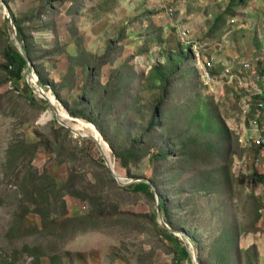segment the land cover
<instances>
[{
	"label": "rangeland",
	"instance_id": "1",
	"mask_svg": "<svg viewBox=\"0 0 264 264\" xmlns=\"http://www.w3.org/2000/svg\"><path fill=\"white\" fill-rule=\"evenodd\" d=\"M9 6L23 20L35 73L25 70L17 89L3 69L5 47L19 45L0 2V264H174L154 225L156 197L125 188L153 178L167 229L192 264H264V183L256 179L264 178V151L246 141L256 134L243 112L247 93L205 83L206 72L222 78L242 60L264 64V0ZM35 77L71 117L100 127L103 134L89 122L120 180L89 134L60 124L49 101L38 103L28 83ZM255 113L264 126V110ZM136 139L141 155L123 167L117 154ZM159 152L168 156L156 159Z\"/></svg>",
	"mask_w": 264,
	"mask_h": 264
},
{
	"label": "trees",
	"instance_id": "2",
	"mask_svg": "<svg viewBox=\"0 0 264 264\" xmlns=\"http://www.w3.org/2000/svg\"><path fill=\"white\" fill-rule=\"evenodd\" d=\"M60 1H67V0H60ZM3 2L8 6L9 11H10V15H11V19L16 27V31H17V36L27 54V56L29 57V59L33 62L34 61V57H33V50L31 48V45L28 41V38L26 36V33L24 31V27L23 25V20L17 18L15 16V14L13 13V11L11 10L10 6H9V0H3ZM6 22H8V20H6ZM9 29V28H8ZM188 46V45H187ZM4 57H5V64L3 65V69L7 72V75L10 78V81L13 83V85L18 89L20 83H24L25 84V77H24V71L25 70H29V65H28V61L26 60V58L21 54L20 50L16 47L13 46L12 44H9L5 47L4 49ZM34 63V62H33ZM173 73H171V75H173ZM197 74L199 77L200 73L197 71ZM159 79H161V81L167 80L168 79V75H164V74H159L157 76ZM35 81V79L33 80ZM39 84L42 88H44L45 90H47V88L49 87V89L51 90L50 86H48V84L46 83V81L40 77L39 78ZM32 84H34L32 82ZM28 85V84H27ZM29 86V85H28ZM30 88V87H29ZM48 98L50 99L51 103L58 109L59 111V116L62 120L67 121L64 115V112L62 110V108H60L58 105H56L52 100H56L52 94L50 93H46ZM33 102H35V99H32ZM38 103L41 106H45L47 108H50V104L42 99H37ZM57 101V100H56ZM158 107H156V110L153 111L152 116L150 118V122L148 125V130H151L153 128H155L156 125V120H157V116H158ZM263 111V110H262ZM52 114V113H51ZM68 114V113H67ZM53 115V114H52ZM71 115L74 117H78V118H83L85 120H88L89 122L93 123L94 125H96L97 129L100 131L101 134L102 131L100 130V127L94 122L92 121L89 117L85 116V115H76V113L71 112ZM71 122H75V124H73L78 132H82L83 134L85 133V135L89 132H98V130L95 128V126H93V124L89 123V122H85L83 120L80 119H75L73 117H71L68 114ZM252 119H258V121L261 123L263 118H260L258 116V114H250ZM262 124V123H261ZM97 141L100 142V139L98 137ZM142 142V140L140 139H136L134 140V145L132 146V148L126 153L123 154H117L118 157L121 159L122 161V165L123 167H127L129 164V159H136L138 157H140V153L139 150L140 148H138L139 144ZM101 144V142H100ZM33 148H35V144H32ZM102 145V144H101ZM251 147H253L254 149H258L262 152L261 148L255 147L254 145H252ZM35 152V151H34ZM103 152L105 153V150L103 149ZM143 156V155H142ZM168 156L167 153L165 152H159L158 154H154V157L156 159H165ZM18 159L20 160V156H18ZM111 162V161H110ZM111 165L114 167L113 163L111 162ZM256 179L258 182L260 183H264V178L260 177L259 175H256ZM156 179H149V183H146L144 181L141 182H135V183H131L127 186H125V188L128 191H132L135 193H142L147 195L148 197H150L151 199H155L156 194H158L159 199H160V207H161V212L163 214L164 220L165 222L171 226V221H170V214H169V209L167 208V203L163 197V194L161 193L160 189H159V184L156 182ZM152 187L155 188L156 193L152 190ZM35 190H38V188H34ZM40 191V190H39ZM34 193V192H33ZM32 193V194H33ZM34 199V197L32 198ZM0 202L2 203V199L0 198ZM154 225L156 227V229L159 232V235L161 237V239L163 241H170L172 248L175 250V257H174V264H184L185 262L188 264H192L191 262V254L190 252L187 250L186 247H184V244L182 242V240H180L178 237H176L174 234H172L167 228L161 226L158 222H157V217L155 215L154 217ZM81 231V230H79ZM193 243H195V241L193 240Z\"/></svg>",
	"mask_w": 264,
	"mask_h": 264
},
{
	"label": "built area",
	"instance_id": "3",
	"mask_svg": "<svg viewBox=\"0 0 264 264\" xmlns=\"http://www.w3.org/2000/svg\"><path fill=\"white\" fill-rule=\"evenodd\" d=\"M208 64L211 63L208 62ZM246 75H250L251 77L246 80V77H244ZM32 82L34 84H32ZM206 82L209 86H212V84L215 85V83H231L230 85L236 84L245 89L247 94L246 100L243 102V112L246 114L249 121H251L249 128L250 132H256V134H251L247 139L246 136L244 138L251 146L254 145L264 151V126L260 124L258 119H252L250 116L252 111H255L256 108L257 111L264 110V64H253L252 62L242 60L227 66L225 68V73L222 74V78H216L211 71L206 72L205 83ZM28 83L35 93H38L37 77L35 81L29 80Z\"/></svg>",
	"mask_w": 264,
	"mask_h": 264
},
{
	"label": "water",
	"instance_id": "4",
	"mask_svg": "<svg viewBox=\"0 0 264 264\" xmlns=\"http://www.w3.org/2000/svg\"><path fill=\"white\" fill-rule=\"evenodd\" d=\"M0 2H1V4L4 6L5 11L8 12V19L10 20L11 31H12V33H13V35H14V37H15V39H16L18 45H19V50H20L21 54H22V55L26 58V60L28 61L29 69H31V70L35 73V71L33 70L32 62H31V60L29 59V57L27 56V54H26V52H25V50H24V48H23V46H22V44H21V42H20V40H19V38H18V36H17L16 27H15V25H14L12 19H11V15H10L9 8H8V6L3 2V0H0ZM31 67H32V68H31ZM35 79H36V77H35ZM38 81H39V78L37 77V84H38L37 92L40 94V96H42L41 99H44V100L49 101L50 104H51V106H52V108H53V111H54V113H55V115H56V118H57L58 122H60V124H62V125L65 126V127H69L68 124H67L64 120H62V119L60 118L58 109H57V108L51 103V101H50V99L48 98L46 92H45V91L43 90V88L40 86V84H39ZM93 126H94V125H93ZM69 128H71V130H72L74 133L76 132V134H78L77 131H76L75 129H73L72 127H69ZM98 134H99V132H98ZM99 135H100V134H99ZM84 137H88V135H85ZM89 137H91L92 139H94V140L97 142L98 148L101 150L102 154H104V152H103V148H102L100 142L97 141V138H95V137H93V136H89ZM108 166H109V168H110L112 174L115 175L116 178H118V179L120 180L121 177L117 176V175L112 171L111 166H110L109 163H108ZM144 182L149 183V181H144ZM152 190L156 193V190H155L154 187H152ZM156 207H157L158 217H159V219H160L159 224H160L161 226L165 227V228H168V225H167V223L165 222L164 217H163V214H162V212H161L160 199H159V197H158L157 195H156ZM171 232H172V234L176 233L175 230H171Z\"/></svg>",
	"mask_w": 264,
	"mask_h": 264
},
{
	"label": "bare ground",
	"instance_id": "5",
	"mask_svg": "<svg viewBox=\"0 0 264 264\" xmlns=\"http://www.w3.org/2000/svg\"><path fill=\"white\" fill-rule=\"evenodd\" d=\"M56 105H58L57 104V101L56 100H52ZM59 106V105H58ZM60 107V106H59ZM61 108V107H60ZM63 110V109H62ZM63 112H64V115H65V118H66V120L67 121H69V122H71V120H70V118H69V116H68V114H67V112L66 111H64L63 110ZM72 128L73 129H75L76 131H77V129H76V127L72 124ZM78 132V131H77ZM87 134H89L90 136H93V137H98L99 139H100V142H101V144H102V146H103V149L105 150V153H104V155H105V157H106V159H107V161H108V163L110 164V158H109V155H108V151H109V149L107 148V145H106V143L105 142H103L104 140H102V138H101V136L98 134V132H89V133H87ZM84 136V135H83ZM80 138V137H79ZM110 166H111V168L115 171V167H113L111 164H110ZM117 175V174H116ZM118 176V175H117ZM120 177H121V175H120Z\"/></svg>",
	"mask_w": 264,
	"mask_h": 264
}]
</instances>
